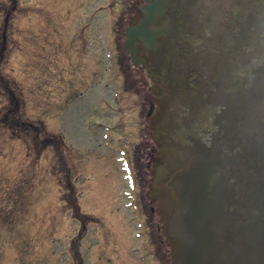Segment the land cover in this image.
<instances>
[{
	"label": "rangeland",
	"instance_id": "374dc122",
	"mask_svg": "<svg viewBox=\"0 0 264 264\" xmlns=\"http://www.w3.org/2000/svg\"><path fill=\"white\" fill-rule=\"evenodd\" d=\"M136 13L133 0H0V264H172L148 196L158 99L124 49Z\"/></svg>",
	"mask_w": 264,
	"mask_h": 264
},
{
	"label": "water",
	"instance_id": "95a60500",
	"mask_svg": "<svg viewBox=\"0 0 264 264\" xmlns=\"http://www.w3.org/2000/svg\"><path fill=\"white\" fill-rule=\"evenodd\" d=\"M189 17V42L177 33L148 63L169 74L168 87L151 78L162 113L148 196L172 264H264V0H190ZM208 107L216 112L199 119ZM183 130L194 136L180 140Z\"/></svg>",
	"mask_w": 264,
	"mask_h": 264
},
{
	"label": "flooded vegetation",
	"instance_id": "af4514ba",
	"mask_svg": "<svg viewBox=\"0 0 264 264\" xmlns=\"http://www.w3.org/2000/svg\"><path fill=\"white\" fill-rule=\"evenodd\" d=\"M134 4L137 6V13L131 19L130 26L132 25L137 26L143 24L145 19L147 18L146 13L144 10L148 7L149 1L148 0H133ZM157 1V0H155ZM189 1L190 0H170L168 4V0H162V2L167 3V10L166 13L157 17V20L154 22L153 25L150 26L153 33L155 32L158 34L161 41H173V37L178 35L179 33L180 39L189 42V37H186V31L188 29L187 26L191 25L192 17H189ZM135 8V7H134ZM157 35V36H158ZM127 37V35H126ZM139 46L143 50H148L147 47L143 44L141 40H139ZM157 52V51H156ZM155 52V53H156ZM152 55V54H151ZM165 53L162 54L160 51L154 55V60L161 61ZM149 59L146 62L147 70L153 69L148 65ZM145 66V65H144Z\"/></svg>",
	"mask_w": 264,
	"mask_h": 264
}]
</instances>
